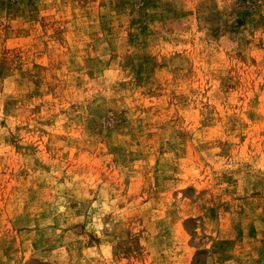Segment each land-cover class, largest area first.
I'll return each mask as SVG.
<instances>
[{"label":"rangeland","instance_id":"1","mask_svg":"<svg viewBox=\"0 0 264 264\" xmlns=\"http://www.w3.org/2000/svg\"><path fill=\"white\" fill-rule=\"evenodd\" d=\"M0 264H264V0H0Z\"/></svg>","mask_w":264,"mask_h":264}]
</instances>
